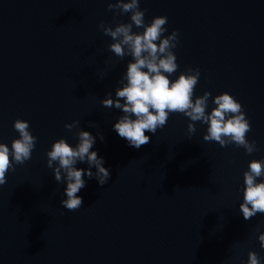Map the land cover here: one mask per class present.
<instances>
[{"label":"water","instance_id":"obj_1","mask_svg":"<svg viewBox=\"0 0 264 264\" xmlns=\"http://www.w3.org/2000/svg\"><path fill=\"white\" fill-rule=\"evenodd\" d=\"M109 3L0 0V143L19 138L17 119L37 138L31 159L0 185V264H247L249 251L264 264V214L245 220L239 210L243 173L264 160V0H139L145 24L166 16L164 35L178 30L170 80L199 69L193 100L210 92L208 113L224 92L240 102L251 154L205 141L208 125L182 113L146 132L151 142L139 149L119 137L113 125L123 113L101 101L115 99L132 57L111 52L99 25L131 23V13ZM80 130L96 138L91 150L111 175L103 186L85 175L82 206L68 211L66 180L56 182L47 152L61 138L75 147Z\"/></svg>","mask_w":264,"mask_h":264},{"label":"clouds","instance_id":"obj_2","mask_svg":"<svg viewBox=\"0 0 264 264\" xmlns=\"http://www.w3.org/2000/svg\"><path fill=\"white\" fill-rule=\"evenodd\" d=\"M109 11L119 14L131 13V23H120L114 29L99 25L103 33L114 41L108 47L117 57L128 55L132 60L127 64L125 75L120 83L122 87L115 90V99L108 93L101 103L104 107H115L122 111L117 122L113 125L119 137L125 139L129 146L139 149L151 142L146 132L156 133L163 128L172 113H182L192 122L207 124V132L203 136L205 141H215L221 147L235 144L243 147L248 154L256 150L255 141L246 139L251 130V124L245 118V112L240 102L231 94L224 92L214 97L216 107L206 112L210 92L205 91L202 96L193 100L195 86L200 77L199 69L189 68L181 72L177 79L170 80V76L178 69L176 55L172 49L179 43L178 30L165 36L166 16L154 17L150 24H145L144 15L147 9H139V0H116L108 4ZM133 25L143 28L142 32H133ZM126 81V83L124 82ZM123 101V102H122ZM135 117V118H133ZM79 124L73 121L66 124L69 131ZM26 120L14 121V129L19 138L13 139L11 148L0 143V185L7 182L6 174L15 171V165H23L31 159L32 150L36 146L37 138L29 131ZM196 131L195 124H188L190 134ZM78 144L73 147L65 139L56 140L51 150L47 152V166L53 168L56 182L66 180L61 206L68 211H75L82 206V198L77 193L85 187L84 176L95 178L103 186L110 179V170L105 168L104 160L92 151L96 138L88 131L77 133ZM104 137L100 134V140ZM86 163L87 169H78L77 163ZM96 171L93 172L92 168ZM244 188L243 202L239 210L245 220L251 219L257 213L264 214V180L257 182V178L264 177V160H252L248 164V171L243 173ZM260 247L264 248V232L258 235ZM247 264H261V258L254 251L248 252Z\"/></svg>","mask_w":264,"mask_h":264}]
</instances>
